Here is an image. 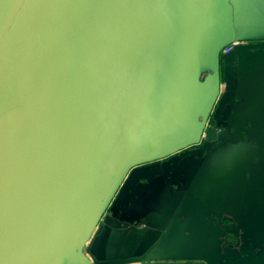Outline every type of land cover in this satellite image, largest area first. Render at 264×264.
<instances>
[{"label":"water","instance_id":"water-1","mask_svg":"<svg viewBox=\"0 0 264 264\" xmlns=\"http://www.w3.org/2000/svg\"><path fill=\"white\" fill-rule=\"evenodd\" d=\"M233 1L201 0L205 11L179 31L173 0H51L24 43L0 107L3 264L63 258L66 252V261L71 259V248L61 242L69 228L81 231L94 264H113L112 242L121 246L122 264H208L207 245L224 252L231 245L226 233L238 241L241 228L264 232V177L247 186L242 203L248 212L241 214L227 200L237 195L233 181H209L202 175L207 164L200 168L194 161L222 137L212 128L204 135L209 118L215 128L233 129L210 156L213 163L226 145L248 135L244 111L264 114V9L255 13L256 28L243 30ZM21 3L10 0L4 7L0 39ZM209 25L230 33L210 34ZM191 58L213 63V72L208 75L203 64L200 81ZM149 140L159 143L158 153L133 164L181 154L134 168L118 191L123 178L88 192L105 165ZM190 161L199 164L196 176ZM130 202L159 204L161 213H150L152 229L134 227L114 240L109 219ZM72 208L73 221L66 216ZM223 220L233 228L221 227ZM187 231L198 233L201 242L185 245ZM128 233L133 240H126ZM233 255L229 250L230 261Z\"/></svg>","mask_w":264,"mask_h":264},{"label":"snow or ice","instance_id":"snow-or-ice-1","mask_svg":"<svg viewBox=\"0 0 264 264\" xmlns=\"http://www.w3.org/2000/svg\"><path fill=\"white\" fill-rule=\"evenodd\" d=\"M10 0H0V14ZM244 125L248 128V135L243 141L234 140L233 144L226 145L217 159L202 174L209 181L219 178H230L237 189L235 197L227 198L231 206L238 209L241 214L248 212L242 203V198L247 194V186L252 185L259 177H264V114L259 117L252 111L242 114ZM190 190H188L189 195ZM188 217L184 223L187 222ZM239 227V225H238ZM240 239L235 245H230L224 252L217 253L213 246L207 245L208 251L205 259L208 264H237L244 261L246 264H264V232L249 233L245 228L238 232ZM182 242L185 245L200 243L199 234L187 231L183 234ZM102 244V241H98ZM229 250L234 255L229 259ZM111 253L113 264H122L121 246H114L112 242ZM0 264H3L0 261Z\"/></svg>","mask_w":264,"mask_h":264},{"label":"rangeland","instance_id":"rangeland-1","mask_svg":"<svg viewBox=\"0 0 264 264\" xmlns=\"http://www.w3.org/2000/svg\"><path fill=\"white\" fill-rule=\"evenodd\" d=\"M178 1L173 0L174 10L176 14L175 24L177 26V30L182 31L185 29V27H187L189 18L197 14L188 12L190 10L194 11L197 8H201V6L198 3V6L194 7L193 5H189V1H185L184 6L181 8L183 9V13H178ZM44 3L45 0H22V3L17 12L14 13L5 27L3 35L0 39V107L9 81L13 75L14 68L21 54V50L32 32L33 24L37 16L39 15V12L41 11ZM190 63L195 69L198 76H200V74L202 73L200 69L202 68L201 66H203V64L207 66L206 72L208 73V75H210L214 69L212 65H207L202 60L191 58ZM197 116L198 113H196L195 119H197ZM156 144L157 143L155 141L149 140L143 146L139 147L135 152L119 154L114 162L109 163L103 167V169L99 173V176L96 178L95 183L88 190V192L92 191L94 186L99 182L109 183L115 179H122L130 169V165L136 163L140 158L143 157V155L145 156L146 154H148L151 151L150 148H152V146H155ZM77 234L79 235V237L81 236L80 231H78L77 229L69 228L65 230L61 239L62 246L65 248H71L73 250L74 257L77 256V253H75V247L78 246L80 240L75 241L73 239H68L67 236L65 237V235H68L71 238L73 236L78 238ZM74 257L67 260V262H65L64 264H74V262H76ZM33 260V258L29 260L30 264L31 262L33 263ZM55 261L56 259L53 262ZM27 262L28 260H26V263Z\"/></svg>","mask_w":264,"mask_h":264},{"label":"flooded vegetation","instance_id":"flooded-vegetation-1","mask_svg":"<svg viewBox=\"0 0 264 264\" xmlns=\"http://www.w3.org/2000/svg\"><path fill=\"white\" fill-rule=\"evenodd\" d=\"M257 14V13H256ZM255 13H249V15L247 16L246 14V18H248V21L247 24H246V27L247 28H256V24H255V20L253 21V18L256 19L257 15ZM256 15V16H255ZM247 20V19H246ZM231 51V49L229 50V52ZM212 66L214 67L213 63H211ZM199 108V107H197ZM208 128H212V129H215L216 130V133L217 135L219 136H222L221 138H217L214 142H211V144H209V146L206 147L205 151H204V154L203 156L201 157H196L195 158V162L199 164H201L200 168L205 165V163L207 164L206 166H210L212 161L210 156L213 155V153L218 149L220 148L221 146L225 145L227 140H226V136L230 133V132H233V129H226L224 127H219V128H215V122L211 121L210 118L208 119L207 123H206V127H205V131H204V135L207 131ZM240 135L242 137L245 136L244 133H240ZM204 139V138H203ZM205 142V140H201V142L195 146H192V147H200L201 145H203ZM158 147H159V143L156 144L155 146H152V148H150V152L149 154L152 156V155H155L156 153H158ZM181 152H178L170 157H167V158H164V159H158V160H152V161H148V162H143V163H138V164H132L130 165V169L128 170V172L125 174V176L123 177V179L120 181V185H118V189L117 191L121 188V186L123 185V183L125 182L126 178L129 176V174L131 173V171L136 168V167H139V166H143V165H150V164H155V163H161L163 164L164 162L168 161L170 158L172 157H176L178 155H180ZM184 161V158H181L178 162L181 163ZM204 163V164H203ZM194 164L192 161H190V173L193 174V176H196V174L198 173L199 169L200 168H197V166H199ZM192 171V172H191ZM194 178V177H193ZM194 181V179H193ZM101 182L97 183V185L94 186L93 191H95V189H97V186L100 184ZM174 188V187H173ZM176 189V188H175ZM189 190V189H188ZM176 191V190H175ZM185 192L187 193L188 191L185 190ZM206 192V191H205ZM106 197H108L107 193L105 194ZM194 196V195H193ZM201 198L203 199H206V193L202 196L200 195ZM207 197H211L210 195V192L207 193ZM112 203L113 201H111V203L109 204V206L107 207V209L105 210V213H104V217L109 214L110 212V209L112 208ZM144 205V206H143ZM182 206V201L179 200V201H176L175 203H173V213H174V216H177V214L180 212V208ZM146 208V209H145ZM161 208H160V205L159 204H154V203H147V204H142V207H140V204H136L135 202L132 203L130 202L128 205H119L118 209L116 212H114V216L109 219V223H108V229L111 230V236L114 235V240H118V236L117 234L120 233V234H124L125 235V232L129 231H132V228L136 227L137 229H143V227H150V229H152V226L149 225L151 222H153V220H151V218H149V215L150 213L152 215H159L161 213ZM103 219L100 220V222L98 223L97 227L99 228L101 226V222H102ZM217 226H219V222L216 223ZM222 226H225V227H230L231 229L233 228V225L229 222V221H226V220H223L222 223H221V227ZM220 230V232H219ZM80 231V230H78ZM113 233V234H112ZM129 233L126 235V240L127 239H130V240H133V238L131 236H129ZM80 234L81 236L79 237L78 235V238L73 236L72 238L69 237L68 235H65V237L67 236L68 239H73L75 241L77 240H80L81 242V237H82V233L80 231ZM221 234V229H218V232H217V237H219ZM153 237L156 236V234L152 233L151 234ZM93 235L91 236L90 240L92 239ZM150 238V237H149ZM152 238V237H151ZM125 240V241H126ZM147 240V239H146ZM224 241L227 243V244H231V245H235L237 243V239L235 238L234 235L230 234V233H226V236L224 238ZM78 244V246L75 247V253H77V256L75 257V261L74 264H94L93 262V259L88 255L87 251H86V244L88 242H86L85 244ZM144 241L141 240L140 242V245L141 243H143ZM126 242H124L125 244ZM132 245V242L131 243H128L127 246L131 247ZM67 248V247H66ZM68 250V249H66ZM71 252L73 253V250L71 249ZM134 255V254H133ZM34 259L33 260V263L31 262V264H64L67 259V252L64 253L63 255V258L62 257H56V261L53 262L55 259H51V260H47V261H42L40 259H38L37 257H31L30 259ZM30 259H28V262L26 264H30ZM160 263H165V262H160ZM167 263H171V264H190V263H194V262H191V261H187V262H181V261H174V262H167Z\"/></svg>","mask_w":264,"mask_h":264},{"label":"crops","instance_id":"crops-1","mask_svg":"<svg viewBox=\"0 0 264 264\" xmlns=\"http://www.w3.org/2000/svg\"><path fill=\"white\" fill-rule=\"evenodd\" d=\"M185 1H189L190 2L189 5L191 6L193 5L195 7V6H198V2H200L201 0H179L178 1L179 3L177 2L179 4L178 13H183L182 12L183 9L181 8L184 6ZM233 3H234L233 5L235 9L236 20L238 21V23L244 24L243 30H248V28L245 26L247 24L246 21H248V18H246V14L248 16L249 13H258L259 9H264V0H234ZM226 5L227 6L230 5L228 4V1L226 2ZM204 11H205V8L202 7V5H201V8H197L194 11L190 10L188 13H197V14L189 18L188 24L192 23L195 19H197V17H199V13H203ZM208 32L213 35H221V36H224L225 34L230 33V31L227 29H220L217 32V30H214V28L210 25L208 26ZM195 49L200 54L204 52L203 44L200 42L197 43V45L195 46ZM201 69H202V73L200 74V76H198V78L200 79V81H203L204 79L203 67Z\"/></svg>","mask_w":264,"mask_h":264},{"label":"trees","instance_id":"trees-1","mask_svg":"<svg viewBox=\"0 0 264 264\" xmlns=\"http://www.w3.org/2000/svg\"><path fill=\"white\" fill-rule=\"evenodd\" d=\"M51 2V0H45V3H44V5H43V7L41 8V11L39 12V15L37 16V18H36V20H35V22H34V24H33V28L35 29L37 26H38V24L40 23V21H41V19H42V17H43V11L46 9V7L49 5V3ZM30 36V35H29Z\"/></svg>","mask_w":264,"mask_h":264},{"label":"bare ground","instance_id":"bare-ground-1","mask_svg":"<svg viewBox=\"0 0 264 264\" xmlns=\"http://www.w3.org/2000/svg\"><path fill=\"white\" fill-rule=\"evenodd\" d=\"M66 216H68L69 218H71V220H75L76 219V215H75V210L74 208H72L71 210H69V212L66 214Z\"/></svg>","mask_w":264,"mask_h":264},{"label":"built area","instance_id":"built-area-1","mask_svg":"<svg viewBox=\"0 0 264 264\" xmlns=\"http://www.w3.org/2000/svg\"><path fill=\"white\" fill-rule=\"evenodd\" d=\"M230 49H232V45L229 46L227 49H225V50H224V53H228Z\"/></svg>","mask_w":264,"mask_h":264}]
</instances>
